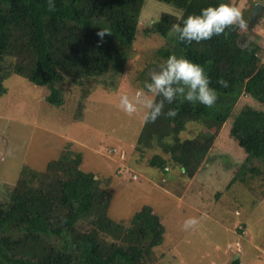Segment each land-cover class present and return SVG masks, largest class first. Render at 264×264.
Listing matches in <instances>:
<instances>
[{
    "label": "trees",
    "instance_id": "obj_1",
    "mask_svg": "<svg viewBox=\"0 0 264 264\" xmlns=\"http://www.w3.org/2000/svg\"><path fill=\"white\" fill-rule=\"evenodd\" d=\"M181 14L164 12L145 34L170 37L173 24L189 14L227 0H159ZM144 0H0V83L18 74L35 85L47 86L45 99L61 105L58 84L71 80L90 92L88 81L110 86L118 82L137 36ZM228 3V2H227ZM235 25L209 40L185 44L174 33L170 47L158 49L165 57H187L205 66L210 86L218 93L211 107L174 101L161 115L144 123L137 139L140 151L159 146L157 168L183 166L192 177L207 155L215 134L232 117L229 135L247 153L230 184L243 185L263 171L251 158H264V62L258 45L245 46ZM108 31L103 38L97 33ZM173 32V31H172ZM254 46V47H253ZM114 72L115 81L106 75ZM111 80V81H110ZM146 83V78L139 77ZM150 81V80H149ZM3 89L0 87V91ZM248 95L261 108L246 104L234 110L240 97ZM157 100L162 99L156 97ZM201 123L210 132L181 138L189 124ZM251 162V163H250ZM82 155L67 147L43 170L22 167L11 196L0 203V264H156L154 248L163 240L164 227L150 206L127 220L108 214L111 193L107 180L81 168ZM220 194L217 193L216 196ZM239 231V230H238ZM231 264H241L234 258Z\"/></svg>",
    "mask_w": 264,
    "mask_h": 264
},
{
    "label": "rangeland",
    "instance_id": "obj_2",
    "mask_svg": "<svg viewBox=\"0 0 264 264\" xmlns=\"http://www.w3.org/2000/svg\"><path fill=\"white\" fill-rule=\"evenodd\" d=\"M227 2L240 9L246 22V28L239 29L242 43L258 45L256 51L264 62V0ZM256 3L262 8L252 20ZM164 12L181 14L171 4L144 0L131 55L118 82L114 72L106 75L107 80L113 78L114 85L88 81L91 90L84 99L87 86L71 80L58 84L63 103L56 106L45 99L47 86L35 85L18 74L0 83V203L10 198L23 166L43 170L68 145L81 153L83 170L107 180L103 185L111 193L110 217L127 220L146 205L159 216L164 231L161 244L154 248L156 264H231L236 257L241 264H264V158L250 160L262 168L261 176L247 185L230 184L247 156L229 135L232 117L215 134L207 155L190 177L169 163L165 171L157 168L155 155L167 159L159 146L138 149L137 139L145 123L142 105L132 116L119 107L121 95L132 98L143 88L139 77L149 81L148 72L158 71V65L166 61L157 51L171 46L166 39L171 41L174 32L163 38L144 30ZM144 92L153 96L146 89ZM246 104L261 108L244 94L234 110ZM205 132H210L205 125L191 123L180 137ZM190 216L202 218L195 228L185 231L183 221Z\"/></svg>",
    "mask_w": 264,
    "mask_h": 264
},
{
    "label": "clouds",
    "instance_id": "obj_3",
    "mask_svg": "<svg viewBox=\"0 0 264 264\" xmlns=\"http://www.w3.org/2000/svg\"><path fill=\"white\" fill-rule=\"evenodd\" d=\"M49 10L55 7V0H46ZM235 25L240 29L246 28V22L242 17L240 9L231 3H218L215 6H208L200 9L199 13H192L182 19L179 24L172 25V31L179 42L191 44L209 40L213 36H219L229 26ZM100 30L97 35L101 38L107 33ZM159 70H150L147 81L143 88L138 89L134 97L127 94L119 97V107L129 116L141 111L138 107L142 105L144 111L143 120L154 122L162 114L168 117L175 116L174 108L163 112L165 104H173L174 101L190 104H202L211 108L218 99L217 90L210 86V78L204 65L194 62L183 56L171 54L166 61L158 65ZM144 89L152 93L150 98L145 95ZM156 97L162 99L157 100ZM183 173V166L179 167ZM203 215V214H202ZM201 217L190 216L183 221L182 228L185 231L195 228Z\"/></svg>",
    "mask_w": 264,
    "mask_h": 264
},
{
    "label": "water",
    "instance_id": "obj_4",
    "mask_svg": "<svg viewBox=\"0 0 264 264\" xmlns=\"http://www.w3.org/2000/svg\"><path fill=\"white\" fill-rule=\"evenodd\" d=\"M261 8H262V6H260L259 3L255 4V7H254V9L252 11V15H251L252 20H255L257 18Z\"/></svg>",
    "mask_w": 264,
    "mask_h": 264
}]
</instances>
